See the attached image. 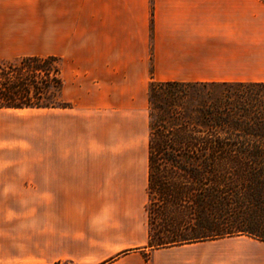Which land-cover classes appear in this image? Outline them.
I'll use <instances>...</instances> for the list:
<instances>
[{"label":"crops","instance_id":"0c3cea01","mask_svg":"<svg viewBox=\"0 0 264 264\" xmlns=\"http://www.w3.org/2000/svg\"><path fill=\"white\" fill-rule=\"evenodd\" d=\"M15 55L58 56L70 105L0 108V264H264L248 234L153 247L147 216L149 81L264 82V0H0Z\"/></svg>","mask_w":264,"mask_h":264},{"label":"trees","instance_id":"16d2710c","mask_svg":"<svg viewBox=\"0 0 264 264\" xmlns=\"http://www.w3.org/2000/svg\"><path fill=\"white\" fill-rule=\"evenodd\" d=\"M193 84H222L228 88L215 100L189 102L178 109L187 100L181 87ZM62 87L58 56L21 55L0 59V108L67 107L70 104L60 98ZM148 104L149 110L155 111L153 120L149 121L148 135L149 197L158 188L163 198L176 200V209L194 210L182 198L197 192V205L202 211L214 203L212 197L218 192L215 179L223 177L226 169L264 168V82L150 80ZM195 166L203 170V187L169 184V169L193 174ZM250 204L260 210L258 218L264 224V201L253 200ZM223 234H248L264 240V233L227 231ZM181 241L152 244L149 234V245L153 247Z\"/></svg>","mask_w":264,"mask_h":264},{"label":"rangeland","instance_id":"374dc122","mask_svg":"<svg viewBox=\"0 0 264 264\" xmlns=\"http://www.w3.org/2000/svg\"><path fill=\"white\" fill-rule=\"evenodd\" d=\"M21 50V46H14V53L21 52ZM17 56L19 55L11 58ZM227 88L222 84H193L181 87L187 100L185 105H182L183 107L179 105L177 108L183 109L189 102L194 104L202 99L215 100V97ZM10 112L17 111L11 110ZM24 112L36 114V110ZM149 113L151 121L155 116V111L149 110ZM31 139L33 143H36L33 136ZM193 169V174H187L177 168L169 169L167 178L169 184L182 183L194 188L203 187L204 180L201 179L203 170L198 166ZM215 183V189L218 192L212 197L214 203L210 206L206 205V209L202 211L197 205V192L182 198L186 200L184 204L187 207H193L194 210H178L175 207V199L169 197L165 199L160 195L158 188L153 190L147 201L151 243H172L205 235L223 234L227 231L263 234L264 224L258 218L261 216L259 215L260 210H256L250 202L264 201V168H229L224 171L223 177L215 179ZM171 185H169L170 188Z\"/></svg>","mask_w":264,"mask_h":264}]
</instances>
